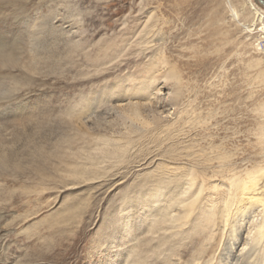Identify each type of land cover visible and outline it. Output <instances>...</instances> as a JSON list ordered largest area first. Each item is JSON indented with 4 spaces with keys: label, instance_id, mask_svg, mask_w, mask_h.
Returning a JSON list of instances; mask_svg holds the SVG:
<instances>
[{
    "label": "rangeland",
    "instance_id": "1",
    "mask_svg": "<svg viewBox=\"0 0 264 264\" xmlns=\"http://www.w3.org/2000/svg\"><path fill=\"white\" fill-rule=\"evenodd\" d=\"M251 19L245 0H0V264H217L220 222L166 209L187 169L206 201L264 161Z\"/></svg>",
    "mask_w": 264,
    "mask_h": 264
},
{
    "label": "bare ground",
    "instance_id": "2",
    "mask_svg": "<svg viewBox=\"0 0 264 264\" xmlns=\"http://www.w3.org/2000/svg\"><path fill=\"white\" fill-rule=\"evenodd\" d=\"M245 2L251 9L253 20L251 19L252 21H250V23L243 24L242 26L243 29L249 33L248 37L251 41L253 49L255 50V41L257 36L253 34L250 29H252L255 25H261V30L264 29V9L255 0H245ZM231 12H233L235 17L237 16L234 9H231ZM258 61H261L260 58L256 59L254 64H258ZM171 73L173 76L176 74V72ZM258 78L261 80L264 79V69L258 72ZM260 108L262 112H264V103L260 105ZM133 111H135L134 115H136L134 119H139L138 117L140 113H138L136 109ZM262 127H264V125ZM259 136L261 144L264 146V128L261 129ZM220 159L222 158L220 157ZM223 170L224 171L221 173L227 172L223 179L228 180V182L224 184L226 187L224 190L225 192H222L221 197L218 199L217 197H211L206 201H202L204 199L202 194L205 191V186L202 183H199L201 181H198L196 172L192 169H187L182 176L185 178L181 179L178 186L180 187V184L183 183V196H181L182 198L169 203L170 210L167 207L166 214L170 215L172 206L181 205L183 206V209L180 210L181 213H179L175 218L172 217L171 220L180 222L182 220L186 221V219L198 208L200 215L199 221L203 222L205 225L210 226L213 222L219 221L220 227L218 230H221L220 238L226 239V241L224 246H222L223 253L220 255L217 264H237L239 260L242 262V259L245 261L243 264H263L264 161L250 167L245 166L242 169H237L235 167L230 169L228 167H224ZM193 187L194 190H192ZM212 187L215 188L216 185ZM158 188L160 190H156L158 191L157 197H159L162 193L161 187L158 186ZM244 232H246L245 238L242 236ZM250 244L252 251L248 250L247 252H244ZM227 253L229 254V257L226 256ZM242 254L245 255L242 257Z\"/></svg>",
    "mask_w": 264,
    "mask_h": 264
},
{
    "label": "built area",
    "instance_id": "3",
    "mask_svg": "<svg viewBox=\"0 0 264 264\" xmlns=\"http://www.w3.org/2000/svg\"><path fill=\"white\" fill-rule=\"evenodd\" d=\"M250 31L257 36L255 49L264 55V29L261 30V25H255Z\"/></svg>",
    "mask_w": 264,
    "mask_h": 264
},
{
    "label": "snow or ice",
    "instance_id": "4",
    "mask_svg": "<svg viewBox=\"0 0 264 264\" xmlns=\"http://www.w3.org/2000/svg\"><path fill=\"white\" fill-rule=\"evenodd\" d=\"M43 8H44V5H40L35 10L38 11V12H40V11H43Z\"/></svg>",
    "mask_w": 264,
    "mask_h": 264
},
{
    "label": "water",
    "instance_id": "5",
    "mask_svg": "<svg viewBox=\"0 0 264 264\" xmlns=\"http://www.w3.org/2000/svg\"><path fill=\"white\" fill-rule=\"evenodd\" d=\"M258 4L264 7V0H255Z\"/></svg>",
    "mask_w": 264,
    "mask_h": 264
}]
</instances>
